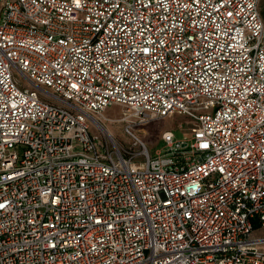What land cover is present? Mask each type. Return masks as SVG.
Segmentation results:
<instances>
[{"label": "built area", "instance_id": "2783aa9c", "mask_svg": "<svg viewBox=\"0 0 264 264\" xmlns=\"http://www.w3.org/2000/svg\"><path fill=\"white\" fill-rule=\"evenodd\" d=\"M260 2L0 0V264H264Z\"/></svg>", "mask_w": 264, "mask_h": 264}, {"label": "rangeland", "instance_id": "374dc122", "mask_svg": "<svg viewBox=\"0 0 264 264\" xmlns=\"http://www.w3.org/2000/svg\"><path fill=\"white\" fill-rule=\"evenodd\" d=\"M260 7L264 15V0H261ZM94 117L100 124L92 122V132L106 139L115 151L133 147L135 138L139 137L148 145L151 152H154L156 149L163 148L162 133L165 130L171 129L177 138H183L184 133H188L193 125L187 117L179 114L143 121L133 115L127 107L119 104L110 106ZM101 124L104 129L99 126Z\"/></svg>", "mask_w": 264, "mask_h": 264}, {"label": "bare ground", "instance_id": "6f19581e", "mask_svg": "<svg viewBox=\"0 0 264 264\" xmlns=\"http://www.w3.org/2000/svg\"><path fill=\"white\" fill-rule=\"evenodd\" d=\"M93 121H94V123H99V124H100V122H99L98 119H96V118H94ZM99 126H101L102 128L104 127L102 124L99 125ZM103 129H104V128H103ZM106 130H107V129H106ZM107 131H108V130H107Z\"/></svg>", "mask_w": 264, "mask_h": 264}]
</instances>
